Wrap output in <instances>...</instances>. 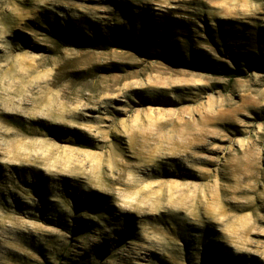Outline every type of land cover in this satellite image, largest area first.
Returning <instances> with one entry per match:
<instances>
[{"label":"rangeland","instance_id":"obj_1","mask_svg":"<svg viewBox=\"0 0 264 264\" xmlns=\"http://www.w3.org/2000/svg\"><path fill=\"white\" fill-rule=\"evenodd\" d=\"M0 264H264V0H0Z\"/></svg>","mask_w":264,"mask_h":264},{"label":"bare ground","instance_id":"obj_2","mask_svg":"<svg viewBox=\"0 0 264 264\" xmlns=\"http://www.w3.org/2000/svg\"><path fill=\"white\" fill-rule=\"evenodd\" d=\"M7 82V81H6ZM54 106V105H53ZM60 108V107H59ZM209 112V111H208ZM11 114V113H10ZM205 114V113H204ZM205 116V115H204ZM206 117V116H205ZM42 118V117H41ZM2 145V144H1ZM233 145V144H232ZM32 155V154H31ZM34 158V157H33ZM78 161V160H77ZM18 166V165H17ZM20 167V166H19ZM44 177V176H43ZM70 182V181H69ZM132 186V185H131ZM193 200V199H192Z\"/></svg>","mask_w":264,"mask_h":264}]
</instances>
